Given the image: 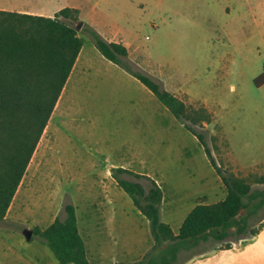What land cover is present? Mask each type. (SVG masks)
I'll return each mask as SVG.
<instances>
[{
    "label": "rangeland",
    "instance_id": "obj_1",
    "mask_svg": "<svg viewBox=\"0 0 264 264\" xmlns=\"http://www.w3.org/2000/svg\"><path fill=\"white\" fill-rule=\"evenodd\" d=\"M140 1L139 13L127 0H100L96 8L94 0L81 3L73 21L81 52L0 220V264H58L33 228L62 218L66 203L76 208L91 264H145L152 247L148 222L110 171L123 165L142 175L127 178L146 190L149 179L155 180L163 196L161 220L176 233L196 203L226 195L204 145L186 124L202 135L223 174L264 191V83H254L264 74V4ZM63 3L8 4L53 13ZM89 30L123 44L133 70L181 99L189 116L203 109L208 120L176 119L144 85L101 55ZM256 228L252 237L214 244L180 264H264V221ZM24 229L32 230L29 240Z\"/></svg>",
    "mask_w": 264,
    "mask_h": 264
},
{
    "label": "trees",
    "instance_id": "obj_2",
    "mask_svg": "<svg viewBox=\"0 0 264 264\" xmlns=\"http://www.w3.org/2000/svg\"><path fill=\"white\" fill-rule=\"evenodd\" d=\"M78 15V9L70 7L61 8L52 16L0 9V220L14 198L82 48L73 26ZM89 33L102 56L135 77L176 119H189L194 124L208 120L203 109L194 112V117L189 116L181 99L161 89L148 75L133 70L126 61L127 48L123 44L107 41L94 30ZM254 83L262 85L264 74L260 73ZM185 126L204 145L226 195L215 202L196 203L176 233L161 220L163 196L155 180L149 179L146 190L139 181L127 178L142 175L123 167L110 171L148 222L152 247L145 256V264L184 263L214 244L254 236L256 226L264 221V191L253 189L233 174H223L202 135L189 124ZM63 211L62 218L56 217L44 228H33V233L58 264H91L75 206L66 203Z\"/></svg>",
    "mask_w": 264,
    "mask_h": 264
},
{
    "label": "crops",
    "instance_id": "obj_3",
    "mask_svg": "<svg viewBox=\"0 0 264 264\" xmlns=\"http://www.w3.org/2000/svg\"><path fill=\"white\" fill-rule=\"evenodd\" d=\"M12 0H0V9H7V10H14V8H12L11 7V5H9L8 3H10ZM89 2V0H64V3L63 4H61V5H54V7L56 8L54 11H53V13H44V11H42V10H39V11H34L33 10V8H30V7H27V6H21V8H16L15 10L16 11H20V12H25V13H32V14H41V15H45V16H52V14H54L57 10H59V9H61V8H64V7H70V8H75V9H78V11H80L81 10V8H82V2ZM100 0H94V3H92L91 4V7H93V8H96L97 7V2H99ZM247 2H252L253 0H246ZM68 2H69V4H68ZM257 2V4H264V0H257L256 1ZM252 4V3H251ZM127 5L128 6H130L131 8H133V9H135V10H137V12L139 13L142 9H143V3H142V1H140V0H127ZM253 7V6H252ZM42 8V7H41ZM254 8V7H253ZM35 10H37V9H35ZM140 10V11H139ZM137 13V14H138ZM122 16H125V14L124 13H122ZM80 52H81V50H80ZM80 52H79V54H80ZM79 54H78V56H79ZM78 56H77V58H78ZM77 60V59H76ZM75 65H76V61H75V63H74V66H73V68H72V70H71V72L73 71V69H74V67H75ZM71 72H70V74H71ZM128 73V72H127ZM129 74V73H128ZM130 75V74H129ZM132 76V75H131ZM135 78V77H134ZM136 79V78H135ZM137 80V79H136ZM59 98H60V96H59ZM59 98H58V100H59ZM116 167H123V168H126V167H124L123 165H119V166H116ZM115 168V167H114ZM13 201V200H12ZM12 203V202H11ZM11 205V204H10ZM10 207V206H9ZM8 210H9V208H8ZM7 210V211H8ZM6 214H7V212H6ZM6 214H5V216H4V218L3 219H5L6 218ZM2 219V220H3Z\"/></svg>",
    "mask_w": 264,
    "mask_h": 264
},
{
    "label": "water",
    "instance_id": "obj_4",
    "mask_svg": "<svg viewBox=\"0 0 264 264\" xmlns=\"http://www.w3.org/2000/svg\"><path fill=\"white\" fill-rule=\"evenodd\" d=\"M22 233H23L25 239L29 240L30 236H31V233H32V230L31 229H24Z\"/></svg>",
    "mask_w": 264,
    "mask_h": 264
}]
</instances>
